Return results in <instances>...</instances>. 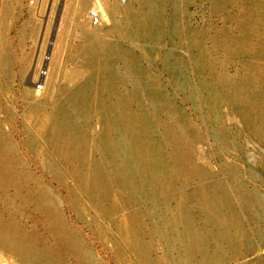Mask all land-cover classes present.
<instances>
[{"label": "rangeland", "instance_id": "obj_1", "mask_svg": "<svg viewBox=\"0 0 264 264\" xmlns=\"http://www.w3.org/2000/svg\"><path fill=\"white\" fill-rule=\"evenodd\" d=\"M183 257L264 264V0H0V264Z\"/></svg>", "mask_w": 264, "mask_h": 264}, {"label": "bare ground", "instance_id": "obj_2", "mask_svg": "<svg viewBox=\"0 0 264 264\" xmlns=\"http://www.w3.org/2000/svg\"><path fill=\"white\" fill-rule=\"evenodd\" d=\"M94 10H93L94 13H96L97 15L98 14L101 15L102 20H104L107 17V12L104 10V8L102 6H100V5L97 4V5L94 6ZM88 33L89 34H95L96 31L89 29L88 30ZM107 53H108V51L106 52V54ZM35 79H36V77L34 78V80ZM47 80H48V77H47V79H45V84H47ZM228 225L232 226L233 227V230H231V229L225 230L226 228L224 229L223 226H221V227L218 226L219 232L225 237V239H229L228 241L231 242L233 239H235L236 237H238L239 234L243 235L242 232L244 233V228H243V226L240 223L239 224L236 223L235 218L230 217L228 219ZM240 237L241 236H239V238ZM236 239H238V238H236ZM233 242H234V240H233ZM235 242H236V240H235ZM200 261H202V260H200ZM203 262H204V264H206V263L208 264L209 263V261H207L206 263H205V261H203ZM203 262H202V264H203ZM165 264H194V263L191 262L190 258L183 257L181 260H179L177 258L176 259L170 258Z\"/></svg>", "mask_w": 264, "mask_h": 264}, {"label": "built area", "instance_id": "obj_3", "mask_svg": "<svg viewBox=\"0 0 264 264\" xmlns=\"http://www.w3.org/2000/svg\"><path fill=\"white\" fill-rule=\"evenodd\" d=\"M91 17L97 22L99 20V16L94 13L93 11L91 12Z\"/></svg>", "mask_w": 264, "mask_h": 264}]
</instances>
